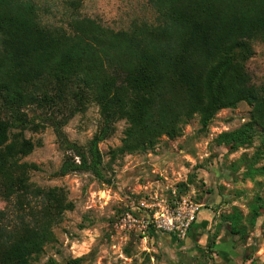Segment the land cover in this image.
Returning a JSON list of instances; mask_svg holds the SVG:
<instances>
[{
	"label": "trees",
	"instance_id": "16d2710c",
	"mask_svg": "<svg viewBox=\"0 0 264 264\" xmlns=\"http://www.w3.org/2000/svg\"><path fill=\"white\" fill-rule=\"evenodd\" d=\"M62 2L66 25L47 26L34 0H0V198L7 203L0 210V264H36L52 228L73 208L61 189L29 183L37 167L20 163L34 147L24 130L52 128L64 154L58 176L89 173L106 185L112 182L99 144L120 120L127 127L113 152L119 155L151 150L162 135L177 137L195 114L206 130L217 112L242 102L251 107L249 121L221 133L219 144L236 150L264 137V94L246 69L252 43H264V0H149L155 23L119 31L81 17L84 0ZM89 102L100 126L81 146L62 128ZM241 163L243 178L264 177L254 159ZM263 209L253 204L251 224ZM238 222L235 214L226 217L232 237L240 234ZM246 250L243 262L250 260Z\"/></svg>",
	"mask_w": 264,
	"mask_h": 264
},
{
	"label": "rangeland",
	"instance_id": "374dc122",
	"mask_svg": "<svg viewBox=\"0 0 264 264\" xmlns=\"http://www.w3.org/2000/svg\"><path fill=\"white\" fill-rule=\"evenodd\" d=\"M34 1L44 25H66L69 14L62 0ZM148 2L84 0L79 15L113 31L126 30L132 23H155ZM252 48L247 73L251 84L264 94V43L253 42ZM61 112L66 116L70 111H60L58 118H64ZM250 114L251 107L239 103L217 112L203 131L195 114L180 125L177 137L162 135L151 150L122 155L113 152L122 144L127 123L117 121L111 136L99 144L111 185L100 184L89 173L58 176L64 154L52 128L44 125L24 130V138L34 147L20 163L37 167L29 172V183L40 189H61L73 205L52 228L53 240L43 248L36 264H72L79 257H83L81 264H163V235L183 240L195 222L204 220L213 242L218 234L229 235L225 221L233 214L239 219L240 234L233 240L241 253L240 264H264V209L253 224L250 219L253 204L259 202L264 207V177L243 178L241 163L246 157L255 160V167L264 166V137L255 136L236 150L217 140L221 133L248 122ZM99 126L98 107L89 102L66 119L62 131L69 141L86 146ZM6 208L0 198V210ZM190 210H194V221L183 236L164 229L169 218ZM128 214L146 219V230L129 221ZM245 248L250 256L247 262L242 260ZM206 251L201 264H215L210 256L213 248Z\"/></svg>",
	"mask_w": 264,
	"mask_h": 264
},
{
	"label": "crops",
	"instance_id": "0c3cea01",
	"mask_svg": "<svg viewBox=\"0 0 264 264\" xmlns=\"http://www.w3.org/2000/svg\"><path fill=\"white\" fill-rule=\"evenodd\" d=\"M207 222H195L183 240L165 234L162 236L166 249L163 264H201L207 253L210 233ZM213 240V253L210 255L215 264H240L241 253L234 248L233 237L218 234Z\"/></svg>",
	"mask_w": 264,
	"mask_h": 264
},
{
	"label": "built area",
	"instance_id": "2783aa9c",
	"mask_svg": "<svg viewBox=\"0 0 264 264\" xmlns=\"http://www.w3.org/2000/svg\"><path fill=\"white\" fill-rule=\"evenodd\" d=\"M126 218L129 221L137 223L142 231L146 230L148 226V221L146 219L138 220L135 219L130 214L126 215ZM193 221H194V210H190L185 215L178 212L176 217L173 216V218L168 219V222L166 223V226H164V229H166L168 232H172L173 234L177 233V235L182 234L183 236L184 231H186V229H188L191 226ZM157 226L161 227L159 224H157ZM182 227L184 229H182Z\"/></svg>",
	"mask_w": 264,
	"mask_h": 264
}]
</instances>
